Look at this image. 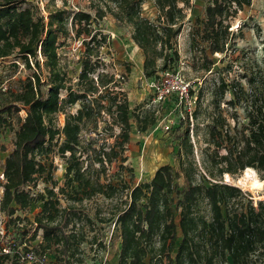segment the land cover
Masks as SVG:
<instances>
[{
  "label": "trees",
  "instance_id": "1",
  "mask_svg": "<svg viewBox=\"0 0 264 264\" xmlns=\"http://www.w3.org/2000/svg\"><path fill=\"white\" fill-rule=\"evenodd\" d=\"M205 1V18L197 19L202 28L198 27L192 37L200 35L207 43L203 67L208 72L216 54L227 57L234 52L230 43L232 21L252 5V0ZM144 2L90 0L91 10L56 7L48 10L46 20L39 6L29 0H0V59L15 55L25 67H36L14 95V102L0 109V119L26 111L4 164L6 182L0 212L9 217L6 232L11 223L16 225L17 220H22L16 215L18 211L43 201L34 220L27 219V224L35 227L26 241L3 236L0 264H39L35 256L47 250H56L55 263L85 264L78 256L87 241L76 219L79 210L73 204L63 205L60 194H68L74 201L98 194L121 199L112 215L121 238L118 264H257L264 255V199L255 204L252 195L246 199L240 187L222 181L225 174L239 176L247 167L254 168L264 181L262 70L247 71L230 80L220 78L207 124L209 148L202 150L204 171L195 159L190 125L186 129L177 125L174 131L182 129L177 136L178 168L163 164L151 180L135 186L124 179L114 182L107 178L108 166L117 160L123 169L133 170L124 164L133 121L122 81L106 70L101 49L111 44V37L98 28L99 23L111 14L120 23L133 27L132 39L144 54V74L151 78L173 67L170 63L179 58L176 41L184 27L186 11L192 6V0H154L158 16L152 21L143 14ZM70 19L75 37L82 38L84 45L75 85L62 72L58 52L61 35L69 32ZM43 67L49 72L46 79ZM231 67L229 61L224 68L228 75ZM63 90L67 92L64 97ZM227 93L231 98L225 100ZM78 104L75 112L70 110ZM240 106L244 122L240 121ZM59 113L65 115L62 129L54 123ZM194 116H199L197 109ZM156 123L152 112L137 118L141 132L150 131ZM115 127L120 129L116 135ZM107 130L111 131L110 137L115 136L114 143L101 136ZM55 140L67 162V180L59 191L55 190L58 183L52 175L53 163L48 165L37 157ZM40 178L52 186L34 195L26 187ZM107 220L100 217L101 222ZM26 227L23 225L21 230L28 234L31 228ZM40 230L42 241L33 245ZM260 260L264 264V258Z\"/></svg>",
  "mask_w": 264,
  "mask_h": 264
},
{
  "label": "rangeland",
  "instance_id": "2",
  "mask_svg": "<svg viewBox=\"0 0 264 264\" xmlns=\"http://www.w3.org/2000/svg\"><path fill=\"white\" fill-rule=\"evenodd\" d=\"M40 8V13L48 20V10L56 7H65L72 10H91L89 7L90 0H29ZM205 0H192V6L187 9V17L185 19L182 32L177 38L176 48L178 49L179 58H175L171 65L173 68L180 69L186 77L192 82V86L198 95L197 111L198 118L195 119L193 133L191 138L194 143L195 159L201 171H204V162L202 150L208 149L207 143V124L210 121V113L213 109L212 99L214 89L220 82L221 77L228 80L235 78L239 74L242 75L247 71H263L264 72V0H252V5L242 10L238 16L232 21L231 49L233 53H229L227 57L223 54H216L214 57L215 64L211 71L204 69V47L207 46L203 42L200 35H196L193 39L192 33H197V28L201 27L197 19L205 18ZM143 14L152 21L158 16V9L154 0H145L143 4ZM240 26V28H239ZM98 28L104 33L110 35L111 44L101 49V55L106 63V70L114 73L115 77L122 81V88L126 91L130 103V117L133 121L131 129V140L127 145L126 155L128 160L124 163L128 167H132V171L123 169L117 160L110 164L107 169V178H113L114 182L124 179L129 185L135 186L141 182L152 179L154 172L163 164H171L175 168L179 167V149L180 142L177 138L182 129L188 126V120L181 116H176L177 124L182 125L180 132H166L163 128V121L167 118L168 112L171 110V103H158L153 101V94L150 91L151 78L144 74L143 62L144 54L140 47L132 39L133 27L127 23H120L113 15L108 14L100 21ZM208 51V48H206ZM60 56V67L62 72L68 75L70 83L75 85L78 81V75L81 71V57L84 52L82 38H76L75 32L71 28V19L69 20L68 34H62L60 44L58 45ZM231 52V51H230ZM41 64H44L42 56L39 54ZM224 58V59H223ZM223 59V60H222ZM19 60L20 64L16 61ZM232 62L230 74L224 68L228 62ZM34 65V64H33ZM25 67L21 59H17L12 55L6 59H0V86H6L7 90L0 92V109L5 105L14 101V95L21 91L25 80L35 70ZM43 77H49L48 70L43 67ZM244 82V79H242ZM63 90L61 96L66 95ZM231 98V94L227 93L225 100ZM79 104L70 108L76 111ZM226 108V103H223ZM240 113V121L244 122L245 113L243 108H238ZM196 111V110H195ZM146 112H152L156 116L157 123L150 131L141 132L137 127V118ZM7 117L8 114H4ZM26 116V111L13 113L10 118L0 119V168L4 167L5 160L11 150L14 148L16 132L18 131L21 119ZM107 118L110 119L109 116ZM65 115L59 113L55 120V126L62 129L64 126ZM102 127L105 126L101 123ZM197 125L199 126L197 130ZM119 127H115L114 134L119 132ZM197 130V131H196ZM101 132V131H100ZM110 130L101 133L102 137H106L109 143H114L115 136H109ZM193 134V136H192ZM84 135L88 134L84 133ZM95 137L96 133L93 134ZM100 136V137H101ZM63 137H61L62 141ZM101 140V139H100ZM103 141V140H102ZM53 143L47 144L50 148L38 152L37 157L42 158L48 165L53 163L52 175L57 181L56 191L66 182V158L59 152L58 145ZM100 143V142H99ZM101 144V143H100ZM213 147L210 149L212 150ZM225 152V150H221ZM244 173V172H243ZM231 176L227 180V174L223 176L222 181L236 185L242 189L246 199L252 195L254 203L264 199V188L261 190H252L241 185L239 178L243 176ZM259 176V175H258ZM106 178V176H105ZM105 181V179L103 180ZM6 181H0V202L4 194V184ZM52 186L46 184L42 178L33 182L26 189L32 194L38 195L45 193V187ZM124 198H125V194ZM260 196V197H259ZM69 195L60 194L63 205L73 204L79 211L76 218L78 225L83 227V231L87 235L78 254L84 259L85 264H118L121 250V238L119 236V228L116 224V217H113L116 204L120 203L119 197L107 198L104 195H95L92 198L74 201L68 198ZM43 201L35 202L28 210H20L19 215L22 220H17L16 225L11 223L8 232H6V221L9 217L0 212V241L10 239L12 241L22 239L26 241L34 231L35 226L27 224L33 221L36 214L42 209ZM85 215H89L92 221H88ZM100 217H106V222H101ZM29 219V220H27ZM31 228L27 233L23 232L22 226ZM25 235V236H23ZM42 241V231L38 233L37 240L33 245ZM56 250H47L44 255L35 256L39 264H58L55 263ZM253 258L256 259L254 255ZM264 255L257 259V264H261ZM63 264V263H62ZM77 264V263H71Z\"/></svg>",
  "mask_w": 264,
  "mask_h": 264
},
{
  "label": "built area",
  "instance_id": "3",
  "mask_svg": "<svg viewBox=\"0 0 264 264\" xmlns=\"http://www.w3.org/2000/svg\"><path fill=\"white\" fill-rule=\"evenodd\" d=\"M16 62L20 64L19 60ZM149 87L153 94V101L171 103V110L163 121L164 130L166 132H173L178 120L176 116H181L188 120V125H190V130L193 133L195 125L194 114L197 108L198 95L193 89L192 82L186 75L180 69L170 67L151 77ZM1 90H7L6 86H0V92ZM0 181H6L4 167L0 168Z\"/></svg>",
  "mask_w": 264,
  "mask_h": 264
},
{
  "label": "bare ground",
  "instance_id": "4",
  "mask_svg": "<svg viewBox=\"0 0 264 264\" xmlns=\"http://www.w3.org/2000/svg\"><path fill=\"white\" fill-rule=\"evenodd\" d=\"M227 180H230V175L227 174ZM241 185H244L252 190H261L264 188V181L260 179L257 171L252 167H247L244 170L243 176L239 178ZM260 197V196H259Z\"/></svg>",
  "mask_w": 264,
  "mask_h": 264
},
{
  "label": "crops",
  "instance_id": "5",
  "mask_svg": "<svg viewBox=\"0 0 264 264\" xmlns=\"http://www.w3.org/2000/svg\"><path fill=\"white\" fill-rule=\"evenodd\" d=\"M155 173V172H154ZM154 175V174H153Z\"/></svg>",
  "mask_w": 264,
  "mask_h": 264
}]
</instances>
